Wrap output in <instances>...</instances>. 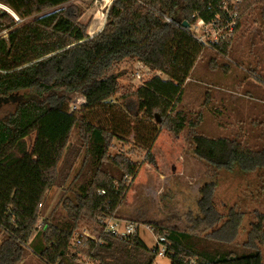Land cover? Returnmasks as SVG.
Wrapping results in <instances>:
<instances>
[{
    "label": "trees",
    "instance_id": "obj_1",
    "mask_svg": "<svg viewBox=\"0 0 264 264\" xmlns=\"http://www.w3.org/2000/svg\"><path fill=\"white\" fill-rule=\"evenodd\" d=\"M71 1L0 0L21 19L0 11V33L7 30L0 36V110L14 106L0 116V264H24L29 251L46 264H80L81 254L96 264H154L156 248L139 235L127 240L140 250L130 260L112 251L119 238L104 232L105 220L117 217L139 170L128 154L110 149L114 140L130 142L133 135L153 160L154 121H159L175 134L188 127L194 155L215 169L264 172V144L253 147L237 137L200 133L201 114L193 118L177 108L206 49L192 27L200 19L214 28L227 25L232 21L223 7L228 1L237 12L234 30L212 44L230 55L231 38H226L245 13L257 10L264 25V0H113L93 37ZM126 60L154 72L123 95L137 98L138 121L130 119L124 104L111 101L121 88L112 69ZM79 96L86 101L71 111L70 102ZM75 128L76 143L71 142ZM65 185V216L55 208L39 225L49 190ZM216 187L201 188V214L190 215L187 229L153 226L166 238L171 264H264V211L253 210L254 220L239 243L245 210L220 211ZM82 228L100 241L83 236Z\"/></svg>",
    "mask_w": 264,
    "mask_h": 264
},
{
    "label": "rangeland",
    "instance_id": "obj_2",
    "mask_svg": "<svg viewBox=\"0 0 264 264\" xmlns=\"http://www.w3.org/2000/svg\"><path fill=\"white\" fill-rule=\"evenodd\" d=\"M112 1L72 0L70 4L78 5L82 12L81 20L89 22L88 33L93 34L95 28L97 31L103 25L102 21L106 22ZM196 25L192 30L202 39H214L217 36L211 27L201 26L198 22ZM6 35L7 30L0 33V36ZM229 38L230 55L214 49V44L206 46L184 86L182 100L177 108L189 112L193 118L201 114L203 120L197 129L200 133L212 137H237L245 144L261 146L264 144V25L260 22L258 11L245 13L240 27L231 36L228 34L226 39ZM112 72L119 74L121 86L120 92L112 96V103L124 104L130 119L138 121L137 98L131 95L125 99L123 95L135 90L154 72L149 73L147 68L132 60L114 66ZM78 98L83 97L74 98L70 104H79ZM13 108L9 103L2 105L0 116L7 115ZM154 123L158 132L151 147L153 160L148 158L145 149L135 144L133 135L130 142L114 140V146L110 149L112 154H128L139 166L126 200L119 207L115 218L139 222L140 237L149 247H153L156 233L149 226L158 224L170 229H187L190 215L201 214V188L207 183H216L214 201L220 211L226 212L231 206L245 210L244 223L237 239V242L242 243L250 222L254 220L253 210L264 211V172H243L238 168L215 169L194 155L188 127L175 134L159 121ZM78 132L77 128L73 130L71 142L78 141ZM33 138L34 134L28 141L32 142ZM66 188L67 185L53 186L49 190L39 225L55 208L60 217L65 216L62 202ZM128 248L125 245L123 250ZM136 253L138 257L140 250ZM118 255L129 259L125 254ZM77 260L80 264H96L85 254H81ZM155 262L171 264V259L168 255L157 256ZM24 264L46 262L29 251Z\"/></svg>",
    "mask_w": 264,
    "mask_h": 264
},
{
    "label": "built area",
    "instance_id": "obj_3",
    "mask_svg": "<svg viewBox=\"0 0 264 264\" xmlns=\"http://www.w3.org/2000/svg\"><path fill=\"white\" fill-rule=\"evenodd\" d=\"M237 1L232 0L231 3L235 4ZM225 10L232 16V21L229 22L227 25L222 26L220 28H214L213 23L206 24L202 19L198 21L199 25L201 26H207L211 27L212 30L217 32V36H215L214 39H202L201 36L196 35V37L204 43L205 46H209L214 42L220 41L221 38H224L227 33H231L234 30V26L236 24V19H237V12L230 9L229 7V2L225 1L224 6ZM235 8V7H234ZM16 20H19L18 16H15ZM169 20V19H168ZM197 26V25H196ZM101 31V30H100ZM90 37H93L94 35L90 34ZM7 36V35H6ZM143 65L145 68L148 69V72L150 73L151 70L149 67L145 66L144 64L140 63ZM138 74V73H137ZM139 76V74H138ZM83 97V96H82ZM86 101L85 97L82 99H77V102L79 104L74 103L73 105L70 104L71 111H75L79 108L80 104L84 103ZM82 102V103H81ZM41 206V205H40ZM149 229L155 233L154 227L149 226ZM104 232L106 233H111L119 238L118 241L115 242L114 246L112 247V251L116 254H125L129 259H135L137 257L138 249L133 246L131 241L127 240H133V238L136 235L140 236V223L136 221H131V220H124V219H119L115 217H110L105 220L104 224ZM80 233L87 237V238H92L96 241H100V239L97 238L96 234H94L92 231H90L87 228H84L80 231ZM156 236V243L153 246L157 250V256H164L166 255L167 252V245L165 243L166 238L162 235H157ZM74 240L72 239V242ZM127 245L129 248L127 250H123V247ZM90 264V263H87Z\"/></svg>",
    "mask_w": 264,
    "mask_h": 264
},
{
    "label": "water",
    "instance_id": "obj_4",
    "mask_svg": "<svg viewBox=\"0 0 264 264\" xmlns=\"http://www.w3.org/2000/svg\"><path fill=\"white\" fill-rule=\"evenodd\" d=\"M6 6V5H5ZM10 10L12 11V12H9L8 10H6V9H4V8H1L0 9V11H1V13L2 14H4V13H9V14H11L12 16H17V14L10 8ZM183 25L185 26V27H189L190 26V24L186 21V20H184L183 21ZM90 36V35H89Z\"/></svg>",
    "mask_w": 264,
    "mask_h": 264
},
{
    "label": "bare ground",
    "instance_id": "obj_5",
    "mask_svg": "<svg viewBox=\"0 0 264 264\" xmlns=\"http://www.w3.org/2000/svg\"><path fill=\"white\" fill-rule=\"evenodd\" d=\"M0 7L12 12L9 7L5 6L4 4L0 3Z\"/></svg>",
    "mask_w": 264,
    "mask_h": 264
},
{
    "label": "crops",
    "instance_id": "obj_6",
    "mask_svg": "<svg viewBox=\"0 0 264 264\" xmlns=\"http://www.w3.org/2000/svg\"><path fill=\"white\" fill-rule=\"evenodd\" d=\"M102 22H104V21H102ZM99 25H100V24H99ZM99 25H98V26H99ZM98 26H97V27H98ZM95 29H96V28H95ZM95 29H94V32H92V33H95V31H96ZM145 243H146V242H145ZM154 264H158V263L155 262Z\"/></svg>",
    "mask_w": 264,
    "mask_h": 264
}]
</instances>
